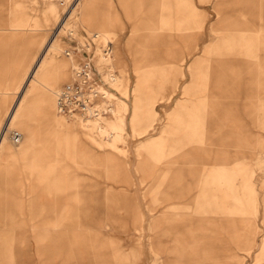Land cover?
I'll use <instances>...</instances> for the list:
<instances>
[{"label":"rangeland","instance_id":"1","mask_svg":"<svg viewBox=\"0 0 264 264\" xmlns=\"http://www.w3.org/2000/svg\"><path fill=\"white\" fill-rule=\"evenodd\" d=\"M74 11L0 0V264H264V0H99L86 29ZM101 31L130 92L116 150L43 114L66 39ZM51 63L66 78L31 82Z\"/></svg>","mask_w":264,"mask_h":264},{"label":"bare ground","instance_id":"2","mask_svg":"<svg viewBox=\"0 0 264 264\" xmlns=\"http://www.w3.org/2000/svg\"><path fill=\"white\" fill-rule=\"evenodd\" d=\"M53 1V0H52ZM51 0H48V13L53 16L56 15L59 10L61 9V14L63 15V18L68 14L70 11H74L75 18L79 19L81 21V25L83 29H86V27L83 26L81 19L84 17L85 14L89 13L91 9L97 5L99 0H83L78 2L76 5L71 6L70 8L61 7L59 4V1L56 0L55 3H53ZM109 6L111 8V5L109 3ZM105 28V24H101L99 26V29L102 30ZM101 37L108 41H103L99 34L95 33H84L81 35V39L78 38V40L74 39H66V47L67 49H63L60 53V56L67 57V60L71 61V73H70V79L69 82L63 86L62 88L58 90H53L50 95H45L46 99L44 101L45 107L43 108V114L45 116H48L52 118L51 110L53 107L56 109V114L59 118H61L65 123L67 124H74L81 129L83 134L92 140L94 145L99 149L102 150L104 147H110L112 149H119L121 148L119 146L120 142L123 139V134L126 128V113H127V103L128 101V82L127 79L124 81V79H120L115 74L114 67L112 66L111 57L105 58L102 55V47H106L107 44L112 43L110 40V34L106 32H100ZM73 41L75 43V50L72 49L73 45H71L69 42ZM86 48L88 50L94 49L93 57H85L82 53V49ZM78 52L76 53V51ZM81 50V52H80ZM66 52H69V55H66ZM64 55V56H63ZM82 61H85L86 64L92 69L96 70L97 74L100 76V82L98 87H96V90L100 95H104V99L97 100L94 103V106L91 108H87L85 111L88 113H74L72 115H64L59 112L58 110V96L63 91V89L66 86H69L74 81V73L76 69L78 68V64ZM50 68L44 67L41 76L35 77V72L30 76L31 82L34 81V84L38 86V83L41 82V86H45L48 88H51V86L58 81L59 79L66 78L65 73V66L61 64L51 63ZM117 77V78H116ZM42 86V87H43ZM48 90L46 88H43V90ZM130 91V90H129ZM54 95L56 96V99L54 100ZM135 103H133L132 100V113H131V119L129 122L130 130L133 136L139 137V132L135 129L136 125V115H135ZM96 112V113H95ZM95 113L97 116H93L91 114ZM29 114V113H28ZM30 117V115L28 116ZM58 117L53 119L55 120L56 128L60 125L58 120ZM28 118H25V113L22 111H16L12 116L11 124L14 127H17L20 129L21 132L25 135L24 138V144L29 146V149L32 151L34 148V144L36 143V138L34 134V128L32 126H27L26 120ZM31 121V119H30ZM29 121V122H30ZM105 121L104 127L100 126ZM194 128V127H193ZM95 130L97 133H104L106 136L104 141H100L97 139L91 138V132ZM21 140V135L18 133L14 134L13 136V142L19 143ZM141 151V150H140ZM140 151H138V154L140 155ZM9 152V150H8ZM20 154V153H19ZM166 196V195H165ZM167 197V196H166ZM180 197V196H179ZM165 198V197H164ZM168 198V197H167ZM178 199V198H177ZM181 202V201H180ZM161 204V203H160Z\"/></svg>","mask_w":264,"mask_h":264},{"label":"built area","instance_id":"3","mask_svg":"<svg viewBox=\"0 0 264 264\" xmlns=\"http://www.w3.org/2000/svg\"><path fill=\"white\" fill-rule=\"evenodd\" d=\"M61 7L70 8L83 0H58ZM75 50V43L70 41ZM112 45L109 43L106 47H102V55L107 58L111 57ZM94 49H82L85 57H93ZM69 55V52H66ZM100 82V76L96 70L88 66L85 61L78 64V68L74 73V81L69 86H66L58 96V110L64 115H72L74 113H88L85 110L94 106L97 100L104 99V95H100L96 90ZM96 113V112H95ZM95 113L91 114L97 116Z\"/></svg>","mask_w":264,"mask_h":264}]
</instances>
